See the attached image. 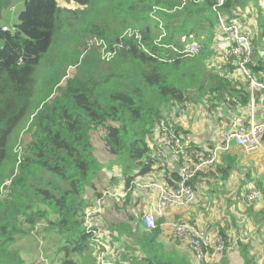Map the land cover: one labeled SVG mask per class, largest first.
Segmentation results:
<instances>
[{"label":"trees","instance_id":"trees-1","mask_svg":"<svg viewBox=\"0 0 264 264\" xmlns=\"http://www.w3.org/2000/svg\"><path fill=\"white\" fill-rule=\"evenodd\" d=\"M59 1L85 8H60ZM98 1H102L105 8L108 5L107 15L117 19L118 25L109 31H96L92 27L97 16L91 19L90 15L85 29L80 31L82 34L67 35L76 15H85L91 9L96 15L101 4L94 0H0V187L12 178L7 197L0 200V264H29L12 250V245L15 236L32 233L39 223L44 233L55 234L57 264H101L102 250L92 242L83 226L86 211L90 209L86 208L83 196L87 188L93 189V179L104 168L99 160L127 164L124 175L130 167L139 169L138 177L149 173L152 160H161L147 143L152 127L161 120V108L184 102L190 90L205 95L221 93L228 86L222 77L204 70L208 50L193 58H178V53L171 48L160 47L181 49L184 44L180 43V38L190 35H194L196 41L201 37L207 39L218 22L211 10L216 0H201L197 4L188 1L183 5L181 0ZM258 1L264 2L226 0L223 10L227 13L235 7L233 12H237L238 7L243 9L246 3ZM18 2H23L24 9L17 23L12 28L3 27L6 30L2 31L3 19ZM153 8H157V20L150 17ZM246 8L252 9L251 6ZM261 14L259 11L258 16ZM62 22H69L64 42L75 41L82 53L86 34L103 39L110 50L117 44L122 48L116 50L109 61L101 59L99 48L93 46L88 50L91 55L97 53L98 62L105 64L97 76L90 72L87 75L81 62L76 63V57L73 66L79 67L77 74L60 89L58 81L53 87L58 95L46 102L52 91L40 95L41 91L38 93L33 87V75ZM127 28L140 32V42L123 37ZM161 29L165 36L156 45ZM260 59L264 60V56ZM254 63L255 60L249 65L252 74L258 69L264 72V64L254 66ZM256 77L258 81L264 79ZM27 116L34 118L27 134L29 140L18 159L16 148L9 149L10 139ZM6 161L10 169H6L5 174L2 168ZM201 175L204 173L195 178ZM132 178H127L126 188ZM177 183L178 180L174 187L167 186V189L174 190ZM124 193L127 195L126 190ZM126 195L115 202L121 204ZM93 228L99 238L102 239L100 233L103 232L104 240L109 236L113 241L109 228L100 230L98 221H94ZM147 230L149 232L143 230L135 240L143 253L139 263L180 264L168 259L157 244L159 230ZM243 261V264H258V260L255 262L251 257H243ZM109 262L119 264L116 260Z\"/></svg>","mask_w":264,"mask_h":264},{"label":"crops","instance_id":"crops-1","mask_svg":"<svg viewBox=\"0 0 264 264\" xmlns=\"http://www.w3.org/2000/svg\"><path fill=\"white\" fill-rule=\"evenodd\" d=\"M261 2L263 1L248 2L242 9L252 7L248 17L256 32L253 43L258 55L254 66L264 64V60L260 59L262 57L260 54L264 52V27L258 23L260 7L254 5ZM3 27L8 28L5 24ZM224 43H219L218 47L221 48ZM201 44L203 46L200 52L209 51L207 59L204 60V70L206 68L207 72L222 77L228 86L221 93L205 95L190 90L187 94L188 99L184 102L167 104L161 108V120L174 128L190 145L178 161L184 165H189L201 150L213 149L218 145L224 148L226 143L224 134L237 132L241 127L249 128L252 124H264L263 94L258 92L251 96L239 72L232 65H223L215 59L214 55L223 51L215 50L214 33L211 37L208 35L207 39L204 38ZM254 74L264 78V72L260 69ZM154 126L147 143L155 157L160 152L164 153L163 160H152L151 171L139 177L136 176L139 169L132 167L124 175V167L127 164L117 162L118 160H99L104 168L93 179V189L87 188L90 191L96 189V195L92 192L88 200L84 198L85 195L83 196L86 208L96 209L98 208L96 200L105 188L114 192L124 193L125 190L127 192L124 202L119 204L113 199H107L103 208L106 206V209H110L115 204L123 205L131 213L129 219L114 226L115 228L113 226L109 228L103 221V208H100L101 213L97 216L98 228L100 230L109 228L113 234V241L108 245V250H102L103 260L140 264L143 253L139 251L135 240L143 230L148 231L143 216L152 214L155 229L159 230L156 242L167 253V258L176 263L198 264L193 260L189 249L190 239L179 241L174 240L172 236L174 223L185 222L199 228L209 226L212 234L222 236L234 246V249L220 259L219 264H243V257H251L255 262L258 260V264H264V140L257 150L250 153L245 152L237 144L230 146L227 141V147L219 153L217 165L195 178L193 184L195 202L186 208L169 206L164 209L163 214L157 215L153 212L158 196L157 188L151 187L146 190L140 188L141 191H138L136 185L174 187L179 175L175 171L177 164L172 160L171 152L163 148ZM128 177L133 178L126 188ZM253 192L256 195L250 199L249 196ZM102 240L107 244V241L105 242L103 238Z\"/></svg>","mask_w":264,"mask_h":264},{"label":"built area","instance_id":"built-area-1","mask_svg":"<svg viewBox=\"0 0 264 264\" xmlns=\"http://www.w3.org/2000/svg\"><path fill=\"white\" fill-rule=\"evenodd\" d=\"M191 1V3H199V0H181V5L186 2ZM226 0H216L212 5L211 10L217 18L218 32L214 33V40L216 44V49L223 51L214 55L215 59L221 62L223 65H232L238 72H240L244 78L247 80L251 93L253 96L258 91L263 92L264 94V80L258 81L254 73L252 74L249 65L252 61L255 60L254 56L257 54L251 31L249 30L246 22L245 15L248 17L252 9L238 7L237 12H233L232 8L229 12H225L223 7ZM264 13V4H259ZM157 8H153L150 13V17L153 20H157L155 13ZM5 28H2V31H5ZM162 38L165 34L161 29ZM123 36L134 37L136 40H140V32L136 29L127 28L123 31ZM227 41V42H226ZM224 43L221 48L218 47L219 43ZM180 43L184 44L181 49L171 48L174 53H178V56L192 58L200 53L201 46L196 43L194 35L187 37H181ZM84 50L87 52L89 49H92L93 46L97 47V43L94 38H89L84 43ZM264 56V52L260 54ZM162 62H170L165 59H160ZM253 107V106H251ZM154 131L160 136L161 143L164 149H168L171 152L172 160L175 162L179 161V154L185 151V147L188 145V141L183 138L174 128L167 125L165 121L160 120L154 126ZM264 134V124L252 125L249 128L241 127L237 132H230L224 134V139L226 141L225 147L218 145L213 149L201 150V152L195 155L194 160L184 167L179 169L177 189L175 191H167L166 189L156 186L158 188V204L154 212L157 215L163 214V210L169 206L174 205L179 208H186L189 205L195 202V190L193 188L192 182L195 180V177L198 173L204 172L207 173L213 169L219 160V153L227 147V141L235 140V144L240 146L245 152L250 153L257 150L261 146V139ZM15 152L17 150L15 149ZM164 155L163 152H160ZM20 156H18V159ZM20 163V160L17 161V164ZM16 172V170H15ZM12 178L6 180L0 187V200H3L7 197L9 192V187L11 184ZM153 187V185L146 186L143 188ZM3 190H5L3 192ZM256 193H251L249 198L252 199ZM106 196H117L111 195L108 192H103L102 196L99 197L97 202L98 210L101 204L104 202ZM122 197L124 195H121ZM97 210V211H98ZM96 213L87 212L84 216V229L87 233L93 234V240L95 243L100 244V248L107 250L108 245L112 242L111 237L106 236L107 244H102L98 240V235L93 230V217L92 215ZM144 222L147 228H154L153 218L151 215H147L144 218ZM209 226H205L203 229H197L192 225L187 223H174L173 225V238L177 240H183L190 238V249L192 255L196 261L208 263L219 253H222L227 249L225 243L217 238L216 236L211 235L209 231ZM100 260L103 262V252L100 254ZM111 264V263H105Z\"/></svg>","mask_w":264,"mask_h":264},{"label":"rangeland","instance_id":"rangeland-1","mask_svg":"<svg viewBox=\"0 0 264 264\" xmlns=\"http://www.w3.org/2000/svg\"><path fill=\"white\" fill-rule=\"evenodd\" d=\"M99 5L98 13L96 15H93L94 9H91L88 11L85 15H76L77 18H75L74 25L71 27L67 35L79 33L82 34V30L86 27V20L88 21V16L91 15V19H94V16L96 17L95 27L93 26L92 29H107L106 31H109L110 28H115L116 25H118V20L113 19L109 15H107V7L105 8V4H102V1L94 0ZM18 4L14 9L11 10L10 14L7 15L3 19V24H5L8 28H12L14 24L17 23L18 15L20 12L24 9V6L21 5L23 2H18ZM60 8L65 9H79L83 10L85 6H79L77 4L71 3V4H65L62 2H58ZM263 4V2L259 3ZM254 10V14H256V10ZM262 12V9H260ZM257 15V14H256ZM259 15V13H258ZM246 17V24L251 31L253 40L254 36L256 35L255 30H253L252 25L250 23V18ZM90 19V20H91ZM258 23L260 26L264 27V15L261 14L258 18ZM69 22H62L61 26L57 30L53 43L50 46V48L47 50V52L44 54L41 63L38 67V69L35 71L33 75V87L36 88V91L39 93L41 91L40 95H43L42 92L46 94L51 93L50 97L46 100V102L49 100L52 101L56 96L58 95V90L55 88L53 89L54 85L59 81L60 83L57 85V87L62 88L66 85L67 80H70L74 78V76L77 74L78 68L77 65L73 66L74 59H78L76 63L81 62L83 65V71L90 73H93L94 75H99V72L102 70V68H105V64L103 65L102 62H98V55H91L89 51L84 50V43L87 39L94 35H85L83 37V53L80 50V48L77 47V44L75 41L72 43L64 42L66 40L65 32L68 27ZM98 30V31H99ZM97 31V30H96ZM102 32V31H99ZM218 32V25L217 23L214 24L213 30L210 33L213 35V33ZM97 38V37H94ZM264 39V35H263ZM61 41V44L59 43ZM204 39L197 40V44L202 46L201 42H203ZM64 42V43H63ZM256 42V41H255ZM264 43V42H263ZM264 46V44H263ZM263 48L260 49L262 51ZM85 56L86 58H84ZM100 61V60H99ZM33 116H27L25 120L22 122V124L13 132L10 139V146L9 149L11 150L13 146L16 148L18 152V156H21L23 154V148L25 146V143L29 140V136H27L28 132H30L31 128V122L33 120ZM9 162H5L2 168V173H8L7 166ZM6 170V171H5ZM149 185V184H146ZM107 188H105L102 192H109L110 194H122V192H114L111 189L108 188V191H106ZM5 190H3L4 192ZM94 192L96 195V189L94 191H90V189H87L86 193H84V198L88 200V197L91 195V193ZM94 197V196H93ZM122 198V197H113V198H105L104 204L106 203L107 199H115ZM85 199H83L85 201ZM104 204L101 206L103 208ZM97 205V202H96ZM108 206V204H107ZM106 207V206H105ZM103 208L102 215H103V221L108 224L109 228L110 226H116L118 224L123 223L126 219H129V209H126L123 206L113 205L110 209ZM92 209L90 208L87 212H93L95 211L94 215L100 214V210ZM137 212V211H136ZM131 214V213H130ZM135 215V214H134ZM145 216V215H144ZM95 217V216H94ZM97 222V220H94ZM185 223V222H182ZM115 228V227H114ZM43 225L42 223H39L36 225L35 230L30 233L27 232L25 234H20L15 236L16 241H14V244L12 245V250L19 253L20 256L23 257V259L26 260L29 264H57L58 263V256L56 255L57 247H56V237L54 233H44L42 231ZM125 234H127L126 231L121 229ZM105 231V230H104ZM103 232H101V236ZM215 235V234H214ZM218 236V235H215ZM107 241V240H105ZM130 242V241H125ZM222 257V256H221ZM220 256L217 257V261L215 264H219V260L221 259ZM119 264H131V263H125L122 261H119Z\"/></svg>","mask_w":264,"mask_h":264},{"label":"bare ground","instance_id":"bare-ground-1","mask_svg":"<svg viewBox=\"0 0 264 264\" xmlns=\"http://www.w3.org/2000/svg\"><path fill=\"white\" fill-rule=\"evenodd\" d=\"M199 1H201V0H199ZM123 37H127V36H123ZM123 37H121V38H123ZM128 38H134V37H128ZM95 39V41L98 43L99 42V45L97 46V48H99L100 49V54H101V59L103 60V61H109L110 59H112L113 58V56L116 54V50H120L122 47H121V45L120 44H117V45H115V46H113V48H112V50H110L109 49V45L103 40V39H99V38H94ZM135 39V38H134ZM162 39V35L157 39V41H156V45H158L159 44V42H160V40ZM136 40V39H135ZM140 40H141V36H140ZM140 40H136L137 42H140ZM140 44V43H139ZM160 47H163V46H160ZM250 69V68H249ZM251 71V70H250ZM240 73V72H239ZM251 73H252V71H251ZM240 75L244 78V76L240 73ZM244 80L245 81H247L245 78H244ZM248 83V82H247ZM249 85V84H248ZM249 90H250V93H251V89H250V86H249ZM258 92H261V91H258ZM262 94H263V92H261ZM263 96H264V94H263ZM252 125H256V124H252ZM251 125V126H252ZM190 145H187L186 147H185V149H188V147H189ZM201 152V151H200ZM199 153V152H198ZM164 157H165V155H162L161 153H159V158L161 159V160H163L164 159ZM175 162V161H174ZM176 164H177V166H178V168L180 169L181 167H184V166H186V165H182V166H180L179 165V163L178 162H175ZM202 173H204V172H200V173H198L197 175H199V174H202ZM196 175V176H197ZM149 185H153V184H149ZM149 185H146V186H149ZM143 186H144V184L143 185H141V186H139V185H136V188H138V190L139 191H141V189H143V190H146V189H149V188H151V187H147V188H143ZM157 185H153V187H156ZM160 187H162V186H160ZM141 188V189H140ZM157 188V187H156ZM162 188H164V189H166L167 191H175L176 189H177V186H176V188L174 189V190H169V189H167V187H162ZM157 190H158V188H157ZM109 193V192H108ZM111 195H117V196H119V197H122L121 195H124L122 198H124L125 197V193H122V194H111ZM117 196H115V197H117ZM107 197H109V198H113V196H106L105 198H107ZM105 198H104V200H105ZM158 196H157V201H156V204H155V208L154 209H156V206H157V204H158ZM104 204V202L101 204V206ZM101 206H100V208H101ZM169 206H174V205H169ZM169 206H167V207H169ZM166 207V208H167ZM176 207V206H175ZM100 208H99V210H100ZM179 208V207H178ZM164 211V210H163ZM154 212V211H153ZM97 215V214H96ZM147 215H151V217L153 218V216H152V214H146L145 216H147ZM94 214L92 215V217H93V225H94ZM145 216H144V218H145ZM144 218H143V222H144ZM145 223V222H144ZM153 224H154V219H153ZM187 224H189V223H187ZM189 225H191V224H189ZM192 226H194V225H192ZM94 227V226H93ZM195 228H197V229H203L204 227H201V228H199V227H197V226H194ZM154 228H155V224H154ZM154 228H151V229H154ZM147 229H149V228H147ZM93 230H94V228H93ZM211 235H213V236H215L214 234H212L211 232H210V229H209V231H208ZM85 233L86 234H88V235H90L91 236V239H92V242L99 248V249H101L100 248V244H98V243H95L94 242V240H93V234H91V233H87L86 231H85ZM217 238H220V240H222L224 243H225V245L227 246V249L225 250V251H223L222 253H219V254H217L213 259H212V261H210V262H208V263H205V262H199V261H196L195 259H194V257H193V255H192V257H193V260L195 261V262H197V263H202V264H210L211 262H213L214 260H216L217 259V257L218 256H221L224 252H226V251H230L232 248H234V246L232 245V244H228V242H226V240L224 239V238H222L221 236H216ZM186 239H190V238H186ZM98 240H99V242L100 243H102V244H105L104 242H103V240L101 239V238H99V236H98ZM174 240H177V239H175L174 238ZM184 240V239H183ZM179 241H181V240H179ZM189 249H190V244H189ZM101 250H103V249H101ZM107 250H108V248H107ZM107 250H104V251H107ZM190 251H191V249H190ZM101 253H102V251H101ZM100 253V254H101ZM192 253V252H191ZM99 261H100V263L101 264H105V263H111V262H105L104 260H103V262L104 263H102L101 262V260H100V257H99ZM112 264V263H111Z\"/></svg>","mask_w":264,"mask_h":264},{"label":"water","instance_id":"water-1","mask_svg":"<svg viewBox=\"0 0 264 264\" xmlns=\"http://www.w3.org/2000/svg\"><path fill=\"white\" fill-rule=\"evenodd\" d=\"M263 140H264V134H263V136H262V139H261V141H263ZM229 145H230V146H234V145H235V140H233V139H232V140H230V141H229ZM175 171H176V173H178V172H179V168H178V166H177V165L175 166Z\"/></svg>","mask_w":264,"mask_h":264}]
</instances>
